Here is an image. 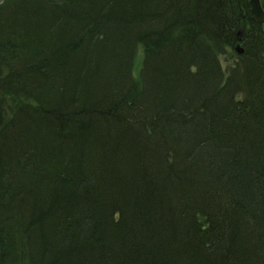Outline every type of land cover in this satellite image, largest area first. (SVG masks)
<instances>
[{
    "label": "trees",
    "instance_id": "obj_1",
    "mask_svg": "<svg viewBox=\"0 0 264 264\" xmlns=\"http://www.w3.org/2000/svg\"><path fill=\"white\" fill-rule=\"evenodd\" d=\"M57 1L0 0V264H264L248 0ZM114 37L151 59L148 89Z\"/></svg>",
    "mask_w": 264,
    "mask_h": 264
},
{
    "label": "rangeland",
    "instance_id": "obj_2",
    "mask_svg": "<svg viewBox=\"0 0 264 264\" xmlns=\"http://www.w3.org/2000/svg\"><path fill=\"white\" fill-rule=\"evenodd\" d=\"M57 2H60V1L58 0ZM52 3H54V2H52ZM248 3H249V0H248ZM260 3L262 6L261 0H260ZM42 4H43V2H42ZM43 5L45 6V4H43ZM249 5H250V3H249ZM262 8H263V6H262ZM250 10H251V6H250ZM263 10H264V8H263ZM252 16L255 18L253 13H252ZM65 23H67V21ZM259 23L262 24V26L264 27V21L259 22ZM60 24H61V21H60ZM55 31L57 33L56 38L62 39V35H63L62 30L55 29ZM63 31H66V30H63ZM241 32H242V30L240 27L238 30V33L241 34ZM120 42H122V39H119L118 37L117 38L114 37V38H112L110 44H108V50L111 51L113 47H117L114 52H116V50L117 51L119 50L120 60H118L117 62L114 61L115 65H117L116 63H119V62L120 63L122 62L125 65H128L127 68L130 69V74H131L132 78L135 79V81L138 84H140L141 86L143 85L144 87H146V89H148L147 86H149L150 78H151V82H152L153 73H150V74L146 73V65L149 68L148 65H151L150 64L151 59L147 57L148 55L146 56V53H145V51H143L141 44L136 45V44H131V43L125 42L123 45H118V43H120ZM59 47L60 46L57 44L56 47L52 48V51L53 50L56 51L57 49H59ZM234 49L237 53L244 52V48L242 47L240 42L235 44ZM226 51H232V50L226 49ZM59 52H61V51H59ZM87 56H88V54H87ZM234 58L235 57L229 52L225 53V54H220L219 59H220V63L222 65L223 69H225L229 65L231 60H233ZM98 65H99L98 70H97V68L94 69L95 73H93L91 71V68H90V72H92L95 75V77L98 78L100 81L105 80L108 77V73H106L107 71H105L106 67H104V64L102 65L99 63ZM148 72H150V71H148ZM110 80H113V78H111ZM198 225H200L202 229H204V227L207 225L205 217L203 215H199ZM21 258H22L21 260L24 264L26 262V260H23V259H25L24 255H22Z\"/></svg>",
    "mask_w": 264,
    "mask_h": 264
},
{
    "label": "water",
    "instance_id": "obj_3",
    "mask_svg": "<svg viewBox=\"0 0 264 264\" xmlns=\"http://www.w3.org/2000/svg\"><path fill=\"white\" fill-rule=\"evenodd\" d=\"M250 6H251V11L255 18L259 22L264 21V10L261 6L260 0H249Z\"/></svg>",
    "mask_w": 264,
    "mask_h": 264
}]
</instances>
